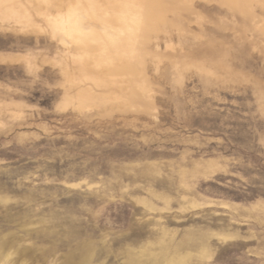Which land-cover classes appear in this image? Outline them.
Segmentation results:
<instances>
[{
    "label": "rangeland",
    "instance_id": "rangeland-1",
    "mask_svg": "<svg viewBox=\"0 0 264 264\" xmlns=\"http://www.w3.org/2000/svg\"><path fill=\"white\" fill-rule=\"evenodd\" d=\"M0 264H264V0H0Z\"/></svg>",
    "mask_w": 264,
    "mask_h": 264
}]
</instances>
